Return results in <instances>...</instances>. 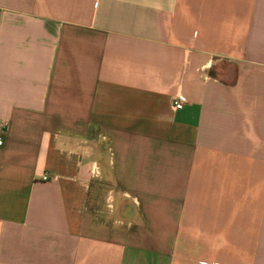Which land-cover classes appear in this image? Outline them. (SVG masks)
I'll return each instance as SVG.
<instances>
[{
	"label": "crops",
	"instance_id": "0c3cea01",
	"mask_svg": "<svg viewBox=\"0 0 264 264\" xmlns=\"http://www.w3.org/2000/svg\"><path fill=\"white\" fill-rule=\"evenodd\" d=\"M0 142V264H264V0H0Z\"/></svg>",
	"mask_w": 264,
	"mask_h": 264
},
{
	"label": "built area",
	"instance_id": "2783aa9c",
	"mask_svg": "<svg viewBox=\"0 0 264 264\" xmlns=\"http://www.w3.org/2000/svg\"><path fill=\"white\" fill-rule=\"evenodd\" d=\"M184 103V99L182 96H177L174 100H173V108L175 110L181 109L182 104ZM1 144V142H0Z\"/></svg>",
	"mask_w": 264,
	"mask_h": 264
}]
</instances>
